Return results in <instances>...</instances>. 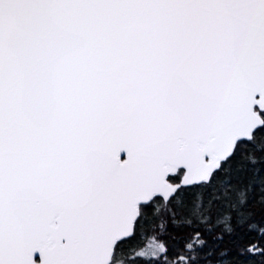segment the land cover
Returning <instances> with one entry per match:
<instances>
[{
	"label": "snow or ice",
	"instance_id": "6c2138e0",
	"mask_svg": "<svg viewBox=\"0 0 264 264\" xmlns=\"http://www.w3.org/2000/svg\"><path fill=\"white\" fill-rule=\"evenodd\" d=\"M0 264H264V0H0Z\"/></svg>",
	"mask_w": 264,
	"mask_h": 264
}]
</instances>
